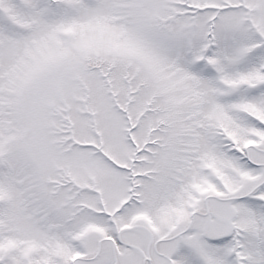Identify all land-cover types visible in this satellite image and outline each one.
Masks as SVG:
<instances>
[{
    "label": "snow or ice",
    "instance_id": "snow-or-ice-1",
    "mask_svg": "<svg viewBox=\"0 0 264 264\" xmlns=\"http://www.w3.org/2000/svg\"><path fill=\"white\" fill-rule=\"evenodd\" d=\"M0 264H264V0H0Z\"/></svg>",
    "mask_w": 264,
    "mask_h": 264
}]
</instances>
